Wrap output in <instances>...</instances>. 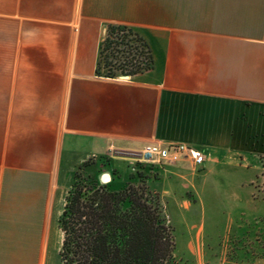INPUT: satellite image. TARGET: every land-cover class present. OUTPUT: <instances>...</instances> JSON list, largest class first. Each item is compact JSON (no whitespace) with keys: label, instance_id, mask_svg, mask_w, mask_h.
Here are the masks:
<instances>
[{"label":"crops","instance_id":"crops-1","mask_svg":"<svg viewBox=\"0 0 264 264\" xmlns=\"http://www.w3.org/2000/svg\"><path fill=\"white\" fill-rule=\"evenodd\" d=\"M111 25L144 40L150 70L97 75ZM154 144L188 145L206 162L138 163ZM90 158L115 181L123 164L127 183L144 173L164 195L195 192L218 168L219 187L258 214L261 180L250 173L263 179L264 0H0V264L59 256L71 182L61 172Z\"/></svg>","mask_w":264,"mask_h":264},{"label":"trees","instance_id":"trees-1","mask_svg":"<svg viewBox=\"0 0 264 264\" xmlns=\"http://www.w3.org/2000/svg\"><path fill=\"white\" fill-rule=\"evenodd\" d=\"M126 28L111 25L106 29L98 76H104L103 70L109 72L104 77L115 78L118 70L133 76L152 68L148 46ZM131 40L136 47L130 45ZM99 174L93 173L88 162L73 174L59 219L63 232L60 263L173 264L174 235L158 198L140 185L141 180L132 182L137 177L123 189L113 190L112 184H100Z\"/></svg>","mask_w":264,"mask_h":264},{"label":"rangeland","instance_id":"rangeland-1","mask_svg":"<svg viewBox=\"0 0 264 264\" xmlns=\"http://www.w3.org/2000/svg\"><path fill=\"white\" fill-rule=\"evenodd\" d=\"M106 29L108 30V27ZM103 40L102 38L101 41ZM130 45L136 47L137 43L131 40ZM102 73L104 76L109 74L107 70H103ZM125 76H127L125 73L118 70L115 78ZM82 153L79 152L76 157ZM96 161L97 158H90L87 161L93 173L110 170L108 166L103 165L106 162L93 166ZM77 171L78 169L75 172ZM73 174L74 172L72 174L61 172V177L68 176L71 182L66 196L64 194L61 198L60 208L67 202L68 192L73 185ZM120 174L122 179L115 181L113 184L115 189L126 186L131 174L130 167L123 164L120 167ZM233 175L235 179L239 178V173ZM250 175L254 182L261 180L258 184V214L250 210V204L236 201L235 195L231 194L233 189L219 187L221 178L218 168L205 176L204 184L197 187L196 193L191 191L183 196L151 191L149 178L144 173L137 176L138 181L141 180L140 185L158 198L167 224L171 227L175 244L173 264H264V178L261 179L260 173L257 172ZM181 200L187 202L189 210H185V204ZM49 259L50 264H60L56 249L49 253Z\"/></svg>","mask_w":264,"mask_h":264},{"label":"built area","instance_id":"built-area-1","mask_svg":"<svg viewBox=\"0 0 264 264\" xmlns=\"http://www.w3.org/2000/svg\"><path fill=\"white\" fill-rule=\"evenodd\" d=\"M135 155L138 163L174 164L188 162L196 168L203 166L206 162V155L203 151L183 144L149 145Z\"/></svg>","mask_w":264,"mask_h":264},{"label":"water","instance_id":"water-1","mask_svg":"<svg viewBox=\"0 0 264 264\" xmlns=\"http://www.w3.org/2000/svg\"><path fill=\"white\" fill-rule=\"evenodd\" d=\"M106 29L104 30L103 32V38L105 37L106 35ZM129 76H125V77H122L124 79L128 78ZM99 179V182L101 185H105L107 183H110L112 180H113V176H112V173L110 171H107L105 173H102L101 175H99L98 177Z\"/></svg>","mask_w":264,"mask_h":264},{"label":"flooded vegetation","instance_id":"flooded-vegetation-1","mask_svg":"<svg viewBox=\"0 0 264 264\" xmlns=\"http://www.w3.org/2000/svg\"><path fill=\"white\" fill-rule=\"evenodd\" d=\"M109 169H110V170H107V171H110V172L112 173L113 180H112L110 183H107V184H105V185L112 184V189H113V190H121V189H115V188H114V185H113V184L115 183V180H114V174H113V172L111 171V167H110V166H109ZM107 171H105V172H107ZM105 172H103V173H105ZM101 174H102V173H100L99 175H101ZM134 176L137 177V174H135ZM122 189H123V188H122Z\"/></svg>","mask_w":264,"mask_h":264}]
</instances>
